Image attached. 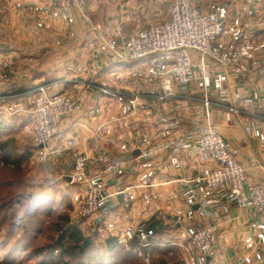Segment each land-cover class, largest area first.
<instances>
[{
    "label": "crops",
    "instance_id": "1",
    "mask_svg": "<svg viewBox=\"0 0 264 264\" xmlns=\"http://www.w3.org/2000/svg\"><path fill=\"white\" fill-rule=\"evenodd\" d=\"M192 2L229 27L232 35L220 44L240 53L248 77L226 74L207 60L213 72L203 79L199 55L191 52L196 80L165 98L152 76L164 71L163 62L121 56L138 33L168 18V0H86L84 16L57 1L0 0V59L11 54L15 61L2 74L0 120L23 125L15 138L33 167L27 191L53 195L54 207L68 198L75 211L84 188L71 183L74 153L33 147V118L11 119L5 106L29 107L39 87L77 101L81 110L62 123L54 149L76 139L88 159L85 175L102 191L100 214L80 225L96 247L105 251L106 241L117 238L129 250L143 230L153 235L155 264H189V237L213 226L215 255L197 264H264V218L240 209L227 192L203 200L207 169L195 155L200 135L216 129L246 171V194L253 184L264 190V0ZM126 188L133 199L127 210L120 194Z\"/></svg>",
    "mask_w": 264,
    "mask_h": 264
},
{
    "label": "built area",
    "instance_id": "2",
    "mask_svg": "<svg viewBox=\"0 0 264 264\" xmlns=\"http://www.w3.org/2000/svg\"><path fill=\"white\" fill-rule=\"evenodd\" d=\"M49 1H57L63 9L76 10L83 16L86 14V0ZM231 35V30L223 19L214 13L201 12L193 5L192 0H168V18L138 33L127 48V55L121 58L140 62L154 57L163 62L164 71L161 74L154 73L152 76L155 81L161 82L163 96L171 98L176 95V88L187 87L197 78L191 52L199 55L198 67L203 79L210 78L213 72V65L208 64L207 60L221 67L226 74L248 77L240 65V53L233 48H224L220 44L222 39ZM14 63L11 54L1 57L0 89L3 85L2 74L12 69ZM1 98L0 94V101ZM205 102L208 104L207 99ZM244 103L249 106L252 100L246 99ZM31 104L27 107L20 102H10L5 106V110L11 119L22 115H30L33 118L29 131L33 147H40L49 154L65 151L74 153L71 183H79L84 188L83 195L78 199L76 211L82 225L91 223L100 214L104 197L101 189L95 187L92 179L85 175L88 159L78 151L76 139L67 140L64 145L54 149V144L61 141L62 123L78 115L80 106L71 96L65 93H50L44 87L36 89ZM195 155L197 162L207 169L202 179L203 200H211L215 195L227 192L240 209L250 211L255 217L264 218V190L260 185L253 184L248 187L249 194H246V171L235 158L230 144L216 129L210 128L200 135ZM5 166L0 153V168ZM120 194L124 199L123 207L126 210L130 209L133 203L131 189L126 188ZM32 207L33 201L29 197L17 199L14 204V208L19 211ZM137 238L144 248L153 247L147 232L142 230ZM216 242L215 227H198L189 237L187 250L193 255L188 258V263L197 264V259L205 261L214 257ZM145 263L150 264L149 256L146 257Z\"/></svg>",
    "mask_w": 264,
    "mask_h": 264
},
{
    "label": "trees",
    "instance_id": "3",
    "mask_svg": "<svg viewBox=\"0 0 264 264\" xmlns=\"http://www.w3.org/2000/svg\"><path fill=\"white\" fill-rule=\"evenodd\" d=\"M7 124L0 120V153L1 159L5 163L4 168H0V222L2 224L9 216L8 210L13 206L14 191L17 188L18 195H25L27 190V179L17 180L18 176H23V162L26 157L20 154L16 147L14 127L22 128L19 119H15ZM23 169V170H22ZM6 173V174H5ZM2 175V176H1ZM45 195V194H44ZM28 196L34 202L35 210L30 214L33 232L30 234L28 228L21 230L24 239L14 240L10 235L2 242L0 253H5L8 245H13V252L7 253L10 264H146L147 256L151 264L156 263L155 247L144 248L140 240L135 237L127 250L117 238H109L106 241L105 251L96 247L93 238L87 237L80 225L77 211L72 209L68 198H64V203L59 204V210L55 211L53 195ZM78 220V224L75 220ZM49 225L46 228V225ZM2 226V225H1ZM47 229L45 240L43 235ZM0 233H2L0 231ZM10 234V233H9ZM13 234V233H12ZM151 243H153V235ZM38 241L39 246H32V242ZM86 241H91L87 247H83ZM40 242V243H39ZM20 252H24L23 261L16 262V257Z\"/></svg>",
    "mask_w": 264,
    "mask_h": 264
},
{
    "label": "rangeland",
    "instance_id": "4",
    "mask_svg": "<svg viewBox=\"0 0 264 264\" xmlns=\"http://www.w3.org/2000/svg\"><path fill=\"white\" fill-rule=\"evenodd\" d=\"M33 102V100L32 101H30V104ZM32 105V104H31ZM21 130V128H17L16 127V129H15V133H13V134H11V137H15L17 134H18V132ZM17 137V136H16ZM15 140L16 139H18V138H14ZM17 141V148L20 150V147H19V142H18V140H16ZM31 142V141H30ZM18 150V151H19ZM26 149L24 148V149H22V152L21 153H25L24 151H25ZM20 153V152H19ZM25 156V155H24ZM4 168V167H3ZM33 167H32V165L30 164V160H27V161H24L23 162V169H24V173L22 174L23 176H18L17 177V180H21L22 181V179H24V178H28L27 179V181L28 180H33L34 179V175H33V169H32ZM22 169V170H23ZM6 174V173H5ZM2 176V175H1ZM41 180L40 181H38V183H41V181H43V179H45V177L43 178H40ZM40 185H42V183L40 184ZM29 191V190H28ZM27 190H26V192H25V195H18V193H19V191H18V189L16 188L15 189V191H14V201H13V206H12V208L10 209V210H8L7 212H9V216L6 218V220L4 221V223L2 224V222H0V231L2 232V233H0V242H2L6 237H8L9 235L14 239V240H16V239H24V237L22 236V233H21V230L24 228V227H27L28 228V232H30V234L33 232V226H32V221H31V219L29 218L30 217V214L31 213H33L34 212V210H35V207H34V205H33V207L32 208H30V209H27V210H21V211H19V210H16L15 208H14V204H15V201L17 200V199H23V198H25V197H28L29 195H34V193L32 194V192H28ZM33 201V200H32ZM34 202V201H33ZM60 202L61 203H64V199L62 198V200H60ZM60 203V204H61ZM34 204V203H33ZM57 206H59V204L58 205H56V208H55V211H58L59 210V207H57ZM2 218H4V216L2 215L1 216ZM1 217H0V219H1ZM2 225V226H1ZM49 227V225H48V223H47V225H46V228H48ZM47 229H45V232L46 233H44V237H43V240H41V243H43L44 242V240H45V236H46V234H47V231H46ZM10 233V234H9ZM13 233V234H12ZM32 242V241H31ZM33 244H32V246H39L40 244H38V241H35V242H32ZM40 243V242H39ZM0 245H2V243H0ZM100 247V246H99ZM0 248H1V246H0ZM13 245H8V247L5 249V253H0V264H10V260L7 258V253H9L10 252V254L13 252ZM25 254H24V252H20V254H18L17 255V257H16V262H20V261H23V258H25V256H24ZM26 259H24V263L23 264H25V261ZM27 263V262H26ZM28 264H34V262H31V263H28Z\"/></svg>",
    "mask_w": 264,
    "mask_h": 264
},
{
    "label": "water",
    "instance_id": "5",
    "mask_svg": "<svg viewBox=\"0 0 264 264\" xmlns=\"http://www.w3.org/2000/svg\"><path fill=\"white\" fill-rule=\"evenodd\" d=\"M88 244H90V241H86V242L84 243V246L86 247Z\"/></svg>",
    "mask_w": 264,
    "mask_h": 264
}]
</instances>
